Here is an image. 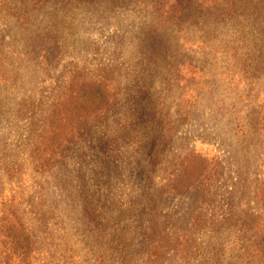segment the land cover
Segmentation results:
<instances>
[{"label":"rangeland","instance_id":"374dc122","mask_svg":"<svg viewBox=\"0 0 264 264\" xmlns=\"http://www.w3.org/2000/svg\"><path fill=\"white\" fill-rule=\"evenodd\" d=\"M211 1L174 20L162 0H0V215L32 264H264V59L242 62L264 0H232L237 22ZM77 79L114 101L54 156L41 135Z\"/></svg>","mask_w":264,"mask_h":264},{"label":"trees","instance_id":"16d2710c","mask_svg":"<svg viewBox=\"0 0 264 264\" xmlns=\"http://www.w3.org/2000/svg\"><path fill=\"white\" fill-rule=\"evenodd\" d=\"M223 1V8L225 9L220 15L218 13L217 16H219V18L223 16L224 19L234 17L237 13L235 14L236 5L232 0H212L210 6L207 5L205 8V11L211 10L213 7H220ZM162 3L163 4H158L157 7L165 9L164 14L167 15V17L174 15V20L178 18L180 14L178 8L181 7L182 0H162ZM212 5L213 7H211ZM258 10H260V8H255L253 12H259ZM240 17L239 15L234 17L235 22H237V19ZM245 29H247V32L245 31L246 33L244 32ZM235 31L237 37L239 35L240 38H247L245 41H248L247 35L251 36L249 41H255V43L259 41L258 37L262 38L254 21H251V23L247 22L243 29ZM242 46L244 48V58H242L243 64L251 65V63L247 61L249 59H255L257 60L258 67L264 59V48H261L264 46V43H257L255 45V48L259 49H256L254 54H252L246 42H243ZM252 66L254 67V64ZM113 101L114 96L112 89L105 80L92 82L86 80L79 81L77 79L73 82L66 96L53 103L47 126L41 135V141L43 140L42 137L49 139L54 145L53 154L56 156L64 146H67V144L76 137L77 130L74 124L75 121L99 118L101 114L112 105ZM261 105L262 110L258 122L260 126L259 129L264 136V93L262 94ZM44 157L46 158L47 155H44ZM48 163L49 161H47V164ZM189 187L190 186H181L179 189L187 190ZM257 198L264 209V183H261L257 189ZM9 213L11 214L3 212L0 215L1 264H32L33 254L36 249L35 243L30 232L17 214H15L13 210Z\"/></svg>","mask_w":264,"mask_h":264}]
</instances>
